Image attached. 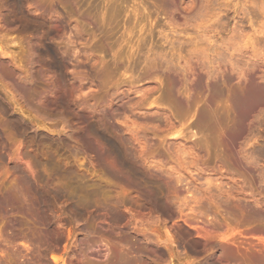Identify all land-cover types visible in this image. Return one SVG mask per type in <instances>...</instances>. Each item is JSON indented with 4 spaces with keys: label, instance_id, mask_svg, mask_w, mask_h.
I'll return each instance as SVG.
<instances>
[{
    "label": "rangeland",
    "instance_id": "obj_1",
    "mask_svg": "<svg viewBox=\"0 0 264 264\" xmlns=\"http://www.w3.org/2000/svg\"><path fill=\"white\" fill-rule=\"evenodd\" d=\"M260 31L264 0H0V264H264Z\"/></svg>",
    "mask_w": 264,
    "mask_h": 264
},
{
    "label": "bare ground",
    "instance_id": "obj_2",
    "mask_svg": "<svg viewBox=\"0 0 264 264\" xmlns=\"http://www.w3.org/2000/svg\"><path fill=\"white\" fill-rule=\"evenodd\" d=\"M166 3V2H165ZM260 33H262V35L264 34L263 32H259L258 34H260ZM245 35V34H244ZM238 38V37H237ZM234 39V38H233ZM240 40V39H239ZM244 40V39H243ZM243 40H242V42H243ZM232 41V40H231ZM234 41V40H233ZM250 41V40H249ZM247 42V41H246ZM225 43V42H224ZM227 43H229V42H227ZM235 43V42H234ZM250 43V42H249ZM229 45V44H228ZM228 45H226V46H228ZM232 45H233V43H232ZM252 45H254V44H252ZM225 46V45H224ZM226 46L224 47V48H226ZM230 46H231V44H230ZM233 46H235V45H233ZM237 46V45H236ZM232 48V47H231ZM230 48V49H231ZM241 48V47H240ZM240 48H239V50H240ZM257 48V47H256ZM243 49H246V48H244L243 47ZM228 50H229V48H228ZM249 50V49H248ZM251 51V50H250ZM255 51V50H254ZM258 51V50H257ZM225 52H227V51H225ZM236 52V51H235ZM238 52H240V51H238ZM241 53V52H240ZM246 53V52H245ZM253 53H255V52H253ZM236 54V53H235ZM244 54V53H243ZM247 54V53H246ZM245 54V55H246ZM250 54V53H249ZM249 54H247V55H249ZM226 55V54H225ZM260 55V54H259ZM264 55V54H263ZM236 56H237V54H236ZM254 56H256L255 54H254ZM238 57H239V55H238ZM237 57V58H238ZM246 57V56H245ZM257 57V56H256ZM248 58H249V56H248ZM248 58L246 57V59L248 60ZM255 58V57H254ZM233 59V58H232ZM241 59V58H240ZM244 59V58H243ZM214 60V59H213ZM236 60V59H235ZM245 60V59H244ZM246 60V61H247ZM238 61V60H237ZM212 64V63H211ZM213 67V66H212ZM263 80H264V78H263ZM262 80V81H263ZM250 83V82H249ZM252 85H254L253 83H252ZM256 86H258V85H256ZM262 87V86H261ZM247 88H249V86H247ZM246 88V89H247ZM251 88V87H250ZM254 88V87H253ZM253 88H251L250 90L251 91H249V89L247 90V91H249L247 94H246V96L244 95V97H242L241 99H244V101L243 100H241L240 98H238V97H240V96H236L238 99H240L239 100V102H240V104L244 107V109H243V112L240 110V112H242V113H240V114H242V116H239V117H241L240 119H243V121H245V123H246V120L248 119V118H252L255 114H254V112L257 110L258 111V109L260 110L262 107H264V91H262V89L264 90V88L262 87L261 88V90L259 91L258 90V88H255L256 90H258L259 91V93H261L260 95L257 93L256 94V92H258V91H256L255 89H253ZM262 91V92H261ZM239 94H242V93H239ZM236 97H235V99H236ZM237 99V100H238ZM236 101V100H235ZM238 101H237V103H239ZM239 104V105H240ZM238 105V106H239ZM240 105V107H239V109L242 107ZM256 111V112H257ZM261 111V110H260ZM259 111V112H260ZM239 113V112H238ZM236 114H237V112H236ZM256 115H259V114H256ZM255 115V119H257V116ZM260 116V115H259ZM236 117V116H235ZM254 118V117H253ZM260 118V117H259ZM236 120H237V118H235ZM250 120H252V119H250ZM238 121V120H237ZM236 121V122H237ZM248 121V120H247ZM254 121V120H253ZM253 121H251V123L253 122ZM240 122V121H239ZM250 122V121H249ZM248 122V123H249ZM248 123H246V124H248ZM237 124V123H236ZM235 124V125H236ZM241 124V123H240ZM240 124H237L238 126L240 125ZM243 124V123H242ZM254 124V123H253ZM245 125V124H244ZM240 127V126H239ZM248 127H249V125H248ZM247 127V128H248ZM244 129V128H243ZM249 130V129H248ZM240 131H241V133L243 132L241 129H240ZM239 131V132H240ZM245 131V130H244ZM238 132V133H239ZM249 132V131H248ZM237 133V134H238ZM244 134V133H243ZM235 137V136H234ZM234 137H232V138H234ZM246 137V136H245ZM235 139V138H234ZM241 141V140H240ZM245 143V142H244ZM241 144V143H240ZM248 144V143H247ZM241 146H242V144H241ZM263 154V153H262ZM250 155V154H249ZM250 156H252V155H250ZM250 156H248V157H250ZM262 156V155H261ZM241 157V156H240ZM253 157V156H252ZM258 157V156H257ZM263 157V156H262ZM247 158V157H246ZM246 158H244V159H246ZM251 158V157H250ZM256 158V157H255ZM264 158V157H263ZM252 159V158H251ZM251 159H250V161H251ZM246 160H248V159H246ZM247 162H249V161H247ZM252 162V161H251ZM251 162H249V163H251ZM257 162V161H256ZM246 163V162H245ZM250 166V165H249ZM255 168V167H254ZM253 170H255V169H253ZM252 171V170H251ZM261 176V175H260ZM258 177V176H257ZM262 177V176H261ZM264 177V176H263ZM262 177V178H263ZM233 178V177H232ZM231 178V179H232ZM260 178V177H259ZM228 179V178H227ZM261 179V178H260ZM233 181V180H232ZM225 193H226V191H225ZM193 199V198H192ZM11 202V201H10ZM16 201H14L13 203H15ZM17 204V203H16ZM226 204V203H225ZM4 206H5V204H3ZM245 205V204H244ZM10 206V205H9ZM8 206V207H9ZM12 206V205H11ZM18 206V205H17ZM3 207V206H2ZM227 207V206H226ZM248 207V206H247ZM4 208V207H3ZM13 208V207H12ZM18 208V207H17ZM0 209H2V208H0ZM246 209V208H245ZM249 209V208H248ZM23 210H25V209H23ZM2 211V210H1ZM18 212V211H17ZM254 212V211H253ZM19 213V212H18ZM249 214V213H248ZM254 214V213H253ZM256 214V213H255ZM253 216V215H252ZM249 218H247V220H248ZM251 219V218H250ZM255 219V218H254ZM261 219H262V217H261ZM254 221H256V219L254 220ZM257 223V222H256ZM263 227V226H262ZM252 228V227H251ZM255 228V227H254ZM252 230H253V228H252ZM254 231V230H253ZM259 230H257V232H258ZM260 232H261V230H260ZM263 232V231H262ZM255 234H256V232H254ZM254 233H252V234H254ZM263 234V233H262ZM20 235H22V234H20ZM250 235V234H249ZM257 235V234H256ZM260 235H261V233H260ZM263 236V235H262ZM27 237V236H26ZM257 238H259V237H257ZM34 239V238H33ZM259 239H261V238H259ZM23 241H25V239H23ZM125 241V240H124ZM34 242H36V241H34ZM26 243V242H25ZM28 243H29V241H28ZM260 244V243H259ZM221 246V245H220ZM224 246V245H223ZM139 247H142V246H139ZM138 248V247H137ZM221 248V247H220ZM224 248H226V247H224ZM153 249V248H152ZM135 251H133L134 253H136L137 252V250H136V248L134 249ZM142 251H143V249H141ZM145 250V249H144ZM225 251H226V249H224ZM147 251V250H146ZM156 251V250H155ZM222 251H223V249H222ZM139 252V251H138ZM150 252V251H149ZM148 252V253H149ZM231 252H232V250H231ZM153 253V252H152ZM152 253H150V254H152ZM223 253H225V252H223ZM233 253H234V251H233ZM139 254V253H138ZM219 254V253H218ZM222 254V253H221ZM120 255V254H119ZM158 255V254H157ZM160 255V254H159ZM225 256H226V254H224ZM224 256V257H225ZM229 256V258H230V255H228ZM228 256H226V257H228ZM237 256V255H236ZM260 256V255H259ZM147 257H149V256H147ZM152 257V256H151ZM233 257V258H232ZM231 258L232 259H234V256H232ZM238 257V256H237ZM237 257H235L236 259H237ZM132 258V257H131ZM130 258V259H131ZM241 258V257H240ZM223 259V258H222ZM225 259V258H224ZM127 260V259H126ZM126 260H124V261H126ZM132 261L133 260H135V258L134 259H131ZM215 260V259H214ZM261 260H263V259H261ZM128 261H130V260H128ZM218 261H220V260H218ZM225 261V260H224ZM231 261V260H230ZM234 261H235V259H234ZM137 262V261H136ZM135 262V263H136ZM213 262V261H212ZM217 262V261H216ZM253 262V261H252ZM261 262V261H260ZM259 262V263H260ZM122 263V262H121ZM129 263V262H128ZM133 263V262H132ZM220 263V262H219ZM223 263V262H222ZM228 263H229V260H228ZM262 263V262H261ZM123 264V263H122ZM125 264H127V263H125ZM130 264V263H129ZM137 264V263H136ZM210 264V263H209Z\"/></svg>",
    "mask_w": 264,
    "mask_h": 264
}]
</instances>
